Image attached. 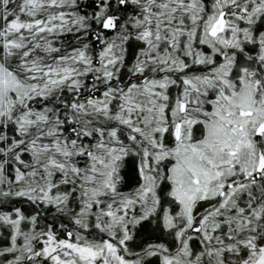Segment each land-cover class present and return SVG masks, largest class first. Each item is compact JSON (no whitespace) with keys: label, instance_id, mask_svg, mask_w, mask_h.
I'll return each instance as SVG.
<instances>
[{"label":"snow or ice","instance_id":"obj_1","mask_svg":"<svg viewBox=\"0 0 264 264\" xmlns=\"http://www.w3.org/2000/svg\"><path fill=\"white\" fill-rule=\"evenodd\" d=\"M0 264H264V0H0Z\"/></svg>","mask_w":264,"mask_h":264}]
</instances>
